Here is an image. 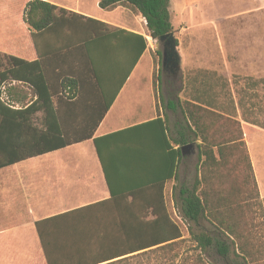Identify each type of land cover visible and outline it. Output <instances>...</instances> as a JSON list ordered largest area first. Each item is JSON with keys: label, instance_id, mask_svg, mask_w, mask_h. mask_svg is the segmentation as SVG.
Returning a JSON list of instances; mask_svg holds the SVG:
<instances>
[{"label": "trees", "instance_id": "1", "mask_svg": "<svg viewBox=\"0 0 264 264\" xmlns=\"http://www.w3.org/2000/svg\"><path fill=\"white\" fill-rule=\"evenodd\" d=\"M121 3L131 5L142 15L152 38L159 40L160 36L172 33L169 0H100L99 6L110 8ZM63 15L76 16L80 25L70 20L64 42L41 50L37 35L53 31L57 19ZM24 19L33 30L38 55L48 52L60 62L55 67L51 86L45 77L42 84L37 82L34 77L36 61L6 56L9 65L0 72V167L93 138L110 191V197L105 200L35 222L45 263L216 264L206 262L201 255L214 249L223 259H228L232 251L235 260L230 264H255L258 260L244 214L247 198H254L259 209L261 207L244 141V129L249 132L253 128L225 114L222 107L208 101L205 88L197 87L188 99L169 92L174 98L165 101L160 92L163 110L178 111L183 118L175 136L169 134L164 116V119L156 117L93 137L118 90L145 50L146 39L138 33L113 28L98 19L67 12L42 0L27 2ZM125 37L131 39L128 47ZM155 52L161 65V51ZM39 72L42 73L40 69ZM8 79L29 84L32 93L36 94L35 99L28 105L14 107L11 99L5 98L1 91L2 84ZM159 85L162 86L161 81ZM64 87H67L66 91ZM37 111L42 112L38 121L34 116ZM248 122L258 125L255 121ZM150 125H157L150 134L165 154L160 163L164 172L158 177L142 180V177L133 176L137 167L133 164L142 163L145 146L141 134ZM198 139L200 176L195 177L191 187L174 185L172 188L174 208L187 224L188 240L194 243L183 253L186 239L168 212L164 184L176 177L183 158L180 146ZM130 147L136 149L135 157L123 156L120 161L111 154L112 150L125 152ZM235 149L241 151L234 159V165L240 166L243 174L241 182L227 189L216 185L213 188L215 197L209 202L205 189L207 173L219 174V170L229 164ZM113 167L128 170L129 179L119 183L113 181L109 174V168ZM204 219L212 225L211 231L193 227Z\"/></svg>", "mask_w": 264, "mask_h": 264}, {"label": "crops", "instance_id": "2", "mask_svg": "<svg viewBox=\"0 0 264 264\" xmlns=\"http://www.w3.org/2000/svg\"><path fill=\"white\" fill-rule=\"evenodd\" d=\"M30 0H0V72L9 65L6 56H14L18 59L38 63L34 77L41 82L45 77L46 82L53 83V78L58 65V59L50 56L48 52L38 55L32 37L33 30L24 19V10ZM64 9L70 13H76L85 17H92L102 21L113 28H120L132 33H138L146 39V48L129 75L118 90L113 102L94 131L93 137H99L115 131L139 125L156 117H166L169 134L175 136L182 121L181 114L169 110L164 111L156 93L164 94L180 91L175 88L172 81H158L157 92L153 84V42L147 30L145 19L127 3L117 4L114 7L102 8L100 0H42ZM169 7V6H168ZM169 9V8H168ZM33 17V22H34ZM80 19L76 16L63 15L57 19V25L53 31L37 35V43L41 50H48L54 43H63L68 33V22ZM79 29V28H78ZM80 35V32H78ZM125 45L128 47L130 37H125ZM162 46L163 42L158 40ZM177 47V45H176ZM128 51V48L126 49ZM128 54V53H126ZM180 58V57H179ZM162 61V51H161ZM180 65V62H179ZM42 71L43 75L41 72ZM171 77L179 75V70H161ZM147 80V86L143 85ZM165 83V84H164ZM49 85V84H48ZM52 86V85H51ZM149 91L147 104L143 103V96ZM32 87L20 80L8 79L1 87L2 95L9 97L14 107L28 105L36 94L32 93ZM67 87L63 90L66 91ZM144 93V95H143ZM173 98L171 95L165 101ZM179 114L180 117H176ZM35 120L41 119L42 112L35 113ZM241 124L253 128L249 132L244 129V141L248 150L254 177L256 180L259 201L261 204V218L264 220V128L249 123L238 116ZM141 134L144 144L143 160L136 165L133 176L145 178L158 177L163 174L164 167L160 164L164 158V152L150 130H156L157 125L145 127ZM165 134L168 136L167 131ZM158 139L160 135L158 133ZM160 141V140H159ZM192 142L189 153L194 152L196 143ZM252 142L260 143L261 147L254 149ZM116 160L123 156L129 157L136 154V149L130 147L125 152L111 151ZM178 164L176 177L165 182L164 194L167 197V189L170 188L172 198L173 186H179L178 169L183 161ZM128 170L109 168L111 179L116 182L128 180ZM130 173V172H129ZM132 174V173H131ZM185 186V185H184ZM110 197V191L104 174L103 167L98 158L93 138L76 142L65 147L52 150L39 155L31 156L12 164L0 167V252L30 251L31 244L37 242L40 246L35 222L59 213L70 211L85 205H89ZM41 248V247H40Z\"/></svg>", "mask_w": 264, "mask_h": 264}, {"label": "rangeland", "instance_id": "3", "mask_svg": "<svg viewBox=\"0 0 264 264\" xmlns=\"http://www.w3.org/2000/svg\"><path fill=\"white\" fill-rule=\"evenodd\" d=\"M168 8L172 34L177 41L180 71L175 78L160 71L161 65L155 51H162V44L155 39L152 68L156 92L158 77L175 83L176 90L181 89L176 94L182 99L190 98L197 87L205 88L208 101L222 107L225 114L235 119L240 115L264 128V0H169ZM144 78L146 77H142L143 81ZM143 85L148 87L147 80ZM159 96L160 93H156V100ZM167 96L170 95L164 91V99ZM148 97L149 91L145 88L143 103L147 104ZM168 112L173 117L174 114ZM176 117L180 115L176 114ZM251 147L257 149L261 145L252 142ZM240 153V149H235L229 158V164L222 167L219 174L207 173L205 189L208 190L209 202L215 197L213 188L216 185L227 189L236 182L240 184L243 174L240 166L234 165V159L237 158L235 155ZM200 162L198 149L195 147L193 153L184 156L178 169L176 184L191 187L195 177L200 176ZM165 199L171 218L186 239L182 248L185 253L194 243L188 240L187 224L174 208L170 188L167 189ZM246 201L248 206L244 207L247 211L244 214L258 260L255 264H264L262 212L254 198H247ZM193 227L207 231L213 229L209 220L205 219L197 227ZM30 247V251L0 252V264H46L39 244L35 242ZM201 255L206 262L216 264H230L235 260L232 251L228 259L220 257L214 249L207 255ZM153 261L155 259L152 257L151 262Z\"/></svg>", "mask_w": 264, "mask_h": 264}, {"label": "water", "instance_id": "4", "mask_svg": "<svg viewBox=\"0 0 264 264\" xmlns=\"http://www.w3.org/2000/svg\"><path fill=\"white\" fill-rule=\"evenodd\" d=\"M160 41L163 42L162 46V67H165L168 63H171L175 70H179L180 58L176 48L175 37L172 33L164 34L160 36ZM192 143H186L180 146L181 154L185 155L192 149Z\"/></svg>", "mask_w": 264, "mask_h": 264}, {"label": "flooded vegetation", "instance_id": "5", "mask_svg": "<svg viewBox=\"0 0 264 264\" xmlns=\"http://www.w3.org/2000/svg\"><path fill=\"white\" fill-rule=\"evenodd\" d=\"M164 69H167L168 71H172V69H174V68H173V66H172L171 63H168V64L164 67Z\"/></svg>", "mask_w": 264, "mask_h": 264}]
</instances>
